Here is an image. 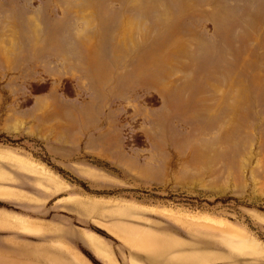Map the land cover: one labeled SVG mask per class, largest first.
Returning a JSON list of instances; mask_svg holds the SVG:
<instances>
[{
    "label": "rangeland",
    "instance_id": "374dc122",
    "mask_svg": "<svg viewBox=\"0 0 264 264\" xmlns=\"http://www.w3.org/2000/svg\"><path fill=\"white\" fill-rule=\"evenodd\" d=\"M0 264H264V0H0Z\"/></svg>",
    "mask_w": 264,
    "mask_h": 264
},
{
    "label": "crops",
    "instance_id": "0c3cea01",
    "mask_svg": "<svg viewBox=\"0 0 264 264\" xmlns=\"http://www.w3.org/2000/svg\"><path fill=\"white\" fill-rule=\"evenodd\" d=\"M30 215L31 213H26L25 215H22V218H25L27 220H30V222L32 221V218L30 219Z\"/></svg>",
    "mask_w": 264,
    "mask_h": 264
}]
</instances>
